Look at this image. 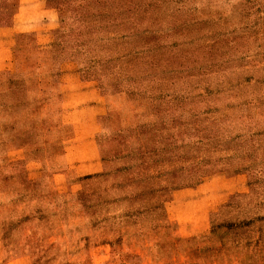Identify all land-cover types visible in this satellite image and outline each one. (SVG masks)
Instances as JSON below:
<instances>
[{"label": "rangeland", "instance_id": "rangeland-1", "mask_svg": "<svg viewBox=\"0 0 264 264\" xmlns=\"http://www.w3.org/2000/svg\"><path fill=\"white\" fill-rule=\"evenodd\" d=\"M14 22L0 264H264V0H0ZM157 174L230 195L177 210Z\"/></svg>", "mask_w": 264, "mask_h": 264}, {"label": "crops", "instance_id": "crops-1", "mask_svg": "<svg viewBox=\"0 0 264 264\" xmlns=\"http://www.w3.org/2000/svg\"><path fill=\"white\" fill-rule=\"evenodd\" d=\"M32 29H36L35 27H32ZM16 31H23V28L15 25L8 27V26H1L0 27V72H12L15 70V36ZM161 175V176H160ZM162 174L156 175L157 180V187L159 189V193L161 195H169L167 199V205L172 206L174 209L177 208V210H184V209H195L199 208L201 206L207 207L209 210H214L216 205H222L221 203H224V201L227 200V197L230 195L229 185L225 188H218L219 195L210 193L208 189V185L201 184L198 185L197 183H185V188H181V184H177L176 182H172L171 185L164 184L162 185ZM195 182V181H194ZM205 187V188H204ZM238 189L241 188L240 185H238ZM224 189V190H222ZM229 190V192H228ZM201 191L207 192L205 195V199L203 200V203L198 204V200L200 198L199 192ZM226 193H225V192ZM242 191V190H240ZM209 193V194H208ZM210 194H214L213 202H209V196ZM216 195V196H215ZM221 199H219V198ZM222 201V202H221ZM224 206V205H223Z\"/></svg>", "mask_w": 264, "mask_h": 264}]
</instances>
